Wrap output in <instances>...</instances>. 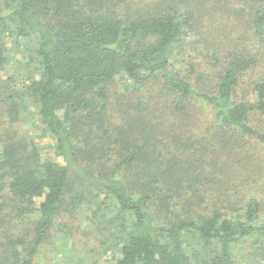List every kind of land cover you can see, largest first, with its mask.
<instances>
[{"label":"trees","instance_id":"16d2710c","mask_svg":"<svg viewBox=\"0 0 264 264\" xmlns=\"http://www.w3.org/2000/svg\"><path fill=\"white\" fill-rule=\"evenodd\" d=\"M132 1L0 4V125L2 116L9 118L0 132V264H32L55 222L87 209L115 226L107 264L264 263L262 203L256 196L231 201L228 209L213 205L180 214V188L185 193L183 180L191 171H175L170 152L156 147L151 135L139 143L132 128L109 126L116 80H128L137 90L151 81L185 116L194 101L205 102L212 115L202 123L205 130L216 132L234 154L230 144L245 136L264 148V123L253 125L255 118L264 121V75L239 94L256 59L231 53L221 60L214 52V74L198 89L190 71L177 65L191 30L189 17L170 0L153 6L143 0L133 8ZM246 1L250 34L263 41L264 0ZM19 38L37 69L12 87L1 71L11 59L9 39ZM28 104L51 139L53 155L13 128ZM203 141L215 150L224 147ZM185 186L202 204L201 188Z\"/></svg>","mask_w":264,"mask_h":264},{"label":"rangeland","instance_id":"374dc122","mask_svg":"<svg viewBox=\"0 0 264 264\" xmlns=\"http://www.w3.org/2000/svg\"><path fill=\"white\" fill-rule=\"evenodd\" d=\"M141 1L143 0H133L130 2L131 7L137 6ZM159 1L163 0L144 2L153 6ZM170 1L171 5L187 15L192 23L187 42L184 44V52L177 65L182 67L185 73L190 71V80L196 88H206V76L214 74L211 67L214 52H217L221 60L223 56L227 57L231 53L252 55L256 59L255 66L246 72L241 82L239 94L249 90L251 82L264 75V40L253 38L250 34L246 14V10H249L248 1ZM3 2L4 0H0V4ZM23 43L20 38L16 43H11L9 39L11 59L1 72L4 79L11 77L12 87L21 84L28 75H36L37 64L29 61L31 52L28 45H25L27 52L21 51L24 49ZM116 81L110 90L109 126L113 129L132 128L131 131L139 143L144 139L143 135H151L156 140V147L165 148L170 152L175 171L184 167L188 173L194 172H190L183 180L185 193L181 187L182 198L177 200L180 206L179 210L177 207L178 213L187 215L194 210L208 211L216 207L213 205L228 209L231 201L235 203L252 195L261 201L264 217V148L258 140L245 136L236 143H231L230 147L238 151V154H234L226 144L219 143L216 132L205 130L206 125L202 123L205 119L212 118L210 108L203 109L205 102L194 101L195 106L190 108L189 114L185 116L174 109L172 99H166L160 93L159 86L151 81L143 85L141 90H137L128 80L119 78ZM139 101L143 105L138 106ZM3 109L4 106H1L0 111ZM34 110V105L28 104L26 111L24 109L19 112L13 128L19 129V135L33 138L53 155V150L47 146L51 139L43 135L42 126ZM2 120L0 132L9 125L7 115L2 116ZM140 123H150L153 128L147 131ZM263 123L260 118L253 119V125L262 126ZM203 139L224 147L220 151L215 150L210 144L206 145ZM187 184L201 188V197H204L202 204L185 186ZM224 195L229 197L217 199ZM107 211L108 206L105 207L106 214ZM98 213L99 211L96 212ZM96 214L87 209L76 213L71 219H58L50 237L41 246V258L36 257L32 264H107L106 259L111 257L112 252L110 245L113 244L110 240L111 231L115 226ZM239 258L237 256L236 261H239Z\"/></svg>","mask_w":264,"mask_h":264}]
</instances>
